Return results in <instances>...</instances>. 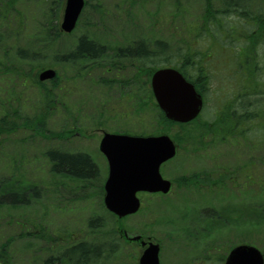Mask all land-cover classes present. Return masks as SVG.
<instances>
[{
  "label": "trees",
  "instance_id": "16d2710c",
  "mask_svg": "<svg viewBox=\"0 0 264 264\" xmlns=\"http://www.w3.org/2000/svg\"><path fill=\"white\" fill-rule=\"evenodd\" d=\"M21 1L0 0V69L9 75L12 84L6 89V99L0 100V137L15 132L22 125L34 134L46 136L49 117L60 107L66 112V132L50 134L65 136L66 139L76 134L74 130L82 132L83 128L108 126L109 122L114 125L109 128L113 131L146 134L148 125L153 122L155 129L161 126L164 130L180 124L176 141L195 151L211 149L215 143L235 145L240 142V137L244 143L247 142L246 146L264 144V0L257 2L255 9L251 5L252 0H218L216 4L213 0H202L201 11L191 20L186 19L185 9L180 1L177 2L172 16L182 24L181 28L175 29L174 36L178 37L175 47L168 39L161 37L150 41L148 36L128 44L119 42L111 45L90 38L86 32L73 46L71 43L64 45L60 38L72 33L64 34L59 27L62 0L57 1L59 4L49 1L46 11L41 7L34 19L31 17L34 20L32 29L27 28L29 17L17 8ZM87 6L86 2L85 8ZM82 17L83 13L80 20ZM8 39L16 43L8 47L3 43ZM20 42H25V45ZM230 49L234 52L233 57L226 54L228 61H225L224 52ZM9 52L16 54L20 62L10 61ZM50 53L53 61L48 60L47 63H55L59 70L57 78L50 81L52 89L46 82H40L35 72L43 68V59ZM219 59L220 66L232 73L230 79L236 90L223 98L214 117L207 119L202 114L186 124L166 118L150 86L153 71L161 66L178 67L206 98L212 70L218 67ZM19 86L34 87L38 92L34 114L27 116L22 123L16 121L25 110L21 100L16 98ZM72 87L89 92L93 104L91 111L99 118L93 120V125L85 120L89 115L82 106L69 103L67 97L66 102L58 99L54 93L60 88L69 91ZM255 132L257 136H252ZM258 132L261 138H257ZM208 154L213 155L212 152ZM46 157L54 180L56 174L80 182L70 188L73 198L100 199V206L104 208L100 168L88 153H71L57 147L49 148ZM260 162L264 164L260 156L252 153L245 162L229 170L225 168L212 173L217 169L214 167L204 175L191 173L186 177L189 179L187 185L196 188L202 184L210 189L214 185L224 187L226 183L223 182L227 181L236 189L255 185L257 189L264 190V172L262 176L253 173ZM12 180L20 184L25 182L27 188L10 185L9 179L0 180V205L27 206L31 200L39 198L42 191L53 190L57 195L58 189L66 190L64 180H56L49 186L44 182L27 180L17 172ZM16 222L22 228L18 237L38 238L43 242L33 249L30 264L39 261L41 264H101L102 257L110 258L120 247L119 232L112 229L107 235L101 233L102 217L88 220L84 238L80 240L74 238V230L59 231V228L53 229L38 220L22 218ZM32 226L34 229L30 231ZM78 232V235L82 234L80 230ZM14 242L15 238H7L0 243V264H13Z\"/></svg>",
  "mask_w": 264,
  "mask_h": 264
},
{
  "label": "rangeland",
  "instance_id": "374dc122",
  "mask_svg": "<svg viewBox=\"0 0 264 264\" xmlns=\"http://www.w3.org/2000/svg\"><path fill=\"white\" fill-rule=\"evenodd\" d=\"M49 1L53 2V0H22L19 6L17 5V8L29 17L28 29L34 26L33 19L40 12V8L46 11ZM57 1L54 0L55 4H59ZM179 1L186 11L184 14L187 20L194 19L201 11L202 0H86L88 6L84 9L78 26L71 35H63L59 41L64 45L73 46L79 36L86 32L90 38L111 45L119 42L128 44L135 39L148 36L150 41L161 37L168 39L175 47L178 45V37L174 36L177 31L175 29L181 28L182 23L172 14ZM213 1L216 4L218 0ZM261 1L252 0L251 5L255 9L257 2ZM62 2L64 5L65 0ZM93 6L98 7L93 8ZM44 20L45 18L43 22ZM26 32L29 34V31ZM3 43L10 47L16 42L8 39ZM19 44L25 45V42ZM224 53L225 61H228L227 55L233 57L234 54L231 49ZM52 57V53L45 56L43 67L52 66L58 69L55 63L54 65L53 62L47 63L48 60L53 61ZM8 58L10 61L20 62L12 52H9ZM220 60L217 61L218 67L212 70V81L205 98L203 117L207 119H212L223 98L236 90L230 79L232 73H228L220 66ZM39 70L35 72L38 73ZM11 85L9 75L0 69V100L6 99L8 96L6 89ZM49 88H53L52 84H49ZM16 92L17 100L18 98L21 100L25 109L18 116L19 120H16L17 123H22L27 116L34 114L33 106L38 98V92L34 87L27 89L23 86H19ZM54 93L58 99L66 102L67 97L69 103L82 106L89 115L85 120L92 125L93 120H97V113L91 111L93 104L86 89L72 87L66 91V88H60L54 90ZM65 120L66 112L59 107L49 117L46 136L34 134L31 129L24 128L21 124L20 129L0 137V180L9 179L10 185L17 184L22 189L27 188L25 182L20 184L12 180L17 172L27 180L44 182L49 186L56 180H64L66 183V190L58 189L57 195L52 192L53 190L42 191L39 198L31 200L30 205H0V243L7 238H15L13 264H30L33 249L43 244L38 238L18 237L22 228L16 219L22 218L42 221L41 224H47L53 229L59 228V231L74 230L76 231L73 232L74 238L80 240L84 238L83 232L87 229L88 220L102 217L103 227L100 230L105 235L112 229L117 233L126 230L130 236L142 235L144 238L150 237L159 242L161 264H224L228 251L240 243H252L264 251V190L257 189L255 185L236 189L233 183L227 181L223 182L226 183L225 188L214 185L209 189L202 184H198L195 188L187 185L189 179L186 178L195 171L205 174L214 167L217 169L212 173L224 171L225 168L229 170L245 162L252 153L264 160V144L246 146L247 142L244 143L240 137V142L235 145L215 143L211 149L202 148L201 151H195L192 147L186 148L187 145L184 143H178L177 155L162 167L164 177L173 181L171 192L166 195L141 193L139 194L142 198L140 211L119 218L101 207L100 199L73 198L74 194L70 188L76 187L80 182L56 174L54 180L52 173L49 172L50 167L46 157L49 148L61 147L71 153L86 152L98 164L102 183L103 178L106 177L107 161L98 148L99 142L103 132L112 131L109 128L114 125L109 122L108 126L83 128V136L75 134L69 139L61 135L52 136L50 132L56 134L66 132ZM179 125L164 130L161 126L155 129L156 124L151 122L146 133L153 131L157 134L166 133L176 139L180 131ZM136 131H140V128H136ZM255 134L257 136V132L252 136ZM259 137L261 138L260 134L257 138ZM211 152L212 156L208 154ZM256 166V172L253 173L262 176L264 164L260 162ZM90 192L93 193V190L91 189ZM66 204H69L68 208ZM252 214L254 215L251 216ZM29 229L32 231L34 228L32 226ZM78 230L82 234L78 235ZM118 239L119 249L113 252L110 258L102 257L101 264H139L142 246L128 241L123 235ZM37 264H41V261Z\"/></svg>",
  "mask_w": 264,
  "mask_h": 264
},
{
  "label": "water",
  "instance_id": "95a60500",
  "mask_svg": "<svg viewBox=\"0 0 264 264\" xmlns=\"http://www.w3.org/2000/svg\"><path fill=\"white\" fill-rule=\"evenodd\" d=\"M85 0H67L62 30L71 32L84 8ZM57 75L52 68L39 73V79H53ZM154 96L166 116L177 122H188L198 116L203 107V96L193 83L176 68L157 69L151 78ZM100 150L109 163L105 182L104 204L106 208L123 217L136 213L141 206L138 192H163L172 183L165 179L160 168L162 163L174 157L176 144L170 135H131L105 132ZM133 240L140 239L135 236ZM146 242L143 241L142 245ZM160 244L149 242L140 258L141 264H160ZM226 264H264V253L255 245L239 244L229 253Z\"/></svg>",
  "mask_w": 264,
  "mask_h": 264
},
{
  "label": "flooded vegetation",
  "instance_id": "af4514ba",
  "mask_svg": "<svg viewBox=\"0 0 264 264\" xmlns=\"http://www.w3.org/2000/svg\"><path fill=\"white\" fill-rule=\"evenodd\" d=\"M127 240L130 241V242H132V241L129 240V239H127ZM142 241H144V239H143V238H140L137 242H134V243H139V245L142 246V245H141V242H142ZM142 249H143V248H142Z\"/></svg>",
  "mask_w": 264,
  "mask_h": 264
}]
</instances>
